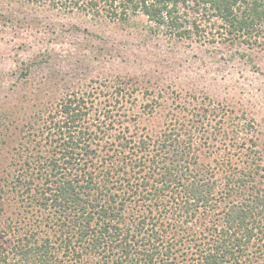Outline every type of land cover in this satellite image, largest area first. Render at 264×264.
Returning a JSON list of instances; mask_svg holds the SVG:
<instances>
[{
    "label": "trees",
    "instance_id": "obj_1",
    "mask_svg": "<svg viewBox=\"0 0 264 264\" xmlns=\"http://www.w3.org/2000/svg\"><path fill=\"white\" fill-rule=\"evenodd\" d=\"M63 5L123 23L143 14L151 29L180 37L199 31L198 17L221 21L248 43L264 31V0ZM131 81L112 85L113 104L95 107L94 92L75 93L44 118L43 144L10 181L28 229L0 246V264H264V154L245 137L254 126L207 107L183 113L200 126L216 120L228 127L223 148L201 160L198 123L193 132L157 119L151 129L128 114L134 100L123 87ZM117 104L127 106L124 113L110 109ZM4 187L0 199L10 192Z\"/></svg>",
    "mask_w": 264,
    "mask_h": 264
},
{
    "label": "rangeland",
    "instance_id": "obj_2",
    "mask_svg": "<svg viewBox=\"0 0 264 264\" xmlns=\"http://www.w3.org/2000/svg\"><path fill=\"white\" fill-rule=\"evenodd\" d=\"M63 3L0 0V193L3 181L10 190L0 199V246H11L28 229L19 221L25 213H17L11 178L40 149L44 118L56 115L75 93L94 92L95 107H103L113 104L112 85L131 79L123 87L134 100L128 114L151 129H157V119L193 132L198 123L201 160L223 148L228 127L221 130L216 120L202 126L188 121L183 113L192 117L188 110L194 108L241 116L254 126L245 137L253 136L254 149L264 154V31L248 43L221 21L198 17L199 31L180 37L151 29L143 14L123 23ZM110 109L124 113L127 106ZM206 136L212 146L204 144Z\"/></svg>",
    "mask_w": 264,
    "mask_h": 264
}]
</instances>
